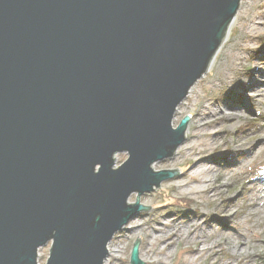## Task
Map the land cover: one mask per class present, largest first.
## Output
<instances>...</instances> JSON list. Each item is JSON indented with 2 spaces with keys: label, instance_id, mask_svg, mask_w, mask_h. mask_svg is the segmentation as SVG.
<instances>
[{
  "label": "water",
  "instance_id": "water-1",
  "mask_svg": "<svg viewBox=\"0 0 264 264\" xmlns=\"http://www.w3.org/2000/svg\"><path fill=\"white\" fill-rule=\"evenodd\" d=\"M241 3L0 0V264L46 244L45 264H105L141 195L186 174L154 163L193 138L174 115Z\"/></svg>",
  "mask_w": 264,
  "mask_h": 264
},
{
  "label": "rangeland",
  "instance_id": "rangeland-1",
  "mask_svg": "<svg viewBox=\"0 0 264 264\" xmlns=\"http://www.w3.org/2000/svg\"><path fill=\"white\" fill-rule=\"evenodd\" d=\"M235 17L214 64L174 115L178 124L192 111L193 138L154 163L186 174L141 195L145 210L108 242L109 264H129L135 239L143 264H264V86L252 89L255 68L264 74V0H242ZM125 159L118 153L115 164ZM48 252L49 244L39 249L38 264Z\"/></svg>",
  "mask_w": 264,
  "mask_h": 264
},
{
  "label": "bare ground",
  "instance_id": "bare-ground-1",
  "mask_svg": "<svg viewBox=\"0 0 264 264\" xmlns=\"http://www.w3.org/2000/svg\"><path fill=\"white\" fill-rule=\"evenodd\" d=\"M236 20V17H235V19H234V21ZM233 21V22H234ZM232 26V25H231ZM231 28V27H230ZM230 35V34H229ZM228 38H229V36H226V38H225V40H224V43L228 40ZM223 46V44L221 45V47ZM220 47V48H221ZM220 50V49H219ZM262 55H263V58H264V51H263V53H262ZM214 61H215V57H214V59H213V61L211 62V64H210V67H212V65L214 64ZM254 72V75H252V77H253V82H252V89H255L256 87H258V86H256L257 84H259L260 83V85L259 86H264V74L262 73V75L260 74V69L258 68V67H256L255 68V70L253 71ZM256 74H259L258 76H256ZM251 89V90H252ZM262 89V88H261ZM264 89V88H263ZM261 94H263V91H260L259 92V95H261ZM205 110H207V109H205ZM233 110H236V108H234ZM238 110V109H237ZM209 112V111H208ZM220 130H216V133H218ZM202 159V160H201ZM206 160V158H204V157H202V158H196L194 161L195 162H198L199 164H201V163H203L204 161ZM239 236H241V237H244L242 234L241 235H239Z\"/></svg>",
  "mask_w": 264,
  "mask_h": 264
},
{
  "label": "built area",
  "instance_id": "built-area-1",
  "mask_svg": "<svg viewBox=\"0 0 264 264\" xmlns=\"http://www.w3.org/2000/svg\"><path fill=\"white\" fill-rule=\"evenodd\" d=\"M108 245H109V243H108ZM109 253H110V251L108 252V254H107L106 258H105V260L107 261V263H108V261H109L108 258H110V257H109ZM107 263H106V264H107ZM108 264H109V263H108Z\"/></svg>",
  "mask_w": 264,
  "mask_h": 264
}]
</instances>
